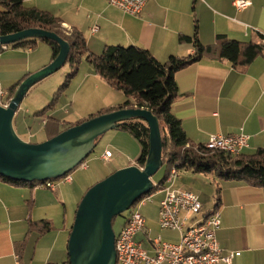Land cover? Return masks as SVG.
<instances>
[{"label": "crops", "instance_id": "1", "mask_svg": "<svg viewBox=\"0 0 264 264\" xmlns=\"http://www.w3.org/2000/svg\"><path fill=\"white\" fill-rule=\"evenodd\" d=\"M110 1L24 0V5L59 18L66 31L76 29L83 33L89 51L96 55H101L107 46H138L164 63L172 56L186 57L194 52L191 43L180 41L184 36L197 34L204 46L214 45L221 35L239 42H260V37H264V0H244L250 6L241 11L234 6L236 0H150L139 16L124 13L113 7ZM94 26L98 27L96 33L92 32ZM44 46V56L36 55L35 49L7 47L2 53L0 71L1 67L11 63L13 70L5 73L8 79L15 80L20 76L16 84L24 81L53 61L51 47ZM11 49L13 51H9ZM22 63L26 66L16 67ZM80 67L86 73L81 85L84 99L97 98L105 103L102 109L118 106L126 100L124 94L97 75L86 60ZM175 80L178 97L173 103V112L192 144L206 145L212 135L243 133L249 136V142L242 153L253 154L264 149V54L244 69L236 68L226 60L204 59L177 72ZM49 113L53 114L50 111L42 118L44 135L40 143L47 140L43 123L48 117L65 122L55 116L57 113ZM113 158V154L109 160L104 159V154L102 156L109 166H112ZM137 159L127 157L116 162L115 171L137 165ZM81 180L72 179V183L56 185L54 190L39 185L17 186L0 180V264H25L31 247L37 248L44 238L54 233L56 218L51 211L58 202L64 204L72 196L74 200L75 196L81 199L82 191L92 185ZM94 181L97 180L91 178L90 183ZM166 185L196 194L204 211L220 212L221 226L216 236L225 254L238 253L233 264H264V188L243 181H222L213 174H194L186 170L178 171V178ZM157 196L162 200V194ZM75 214L71 222L65 218L63 227L53 237L52 253L47 256L49 263L46 264L59 263L51 260L56 250L62 261H67L64 255ZM42 220L51 222L54 230L42 236L39 229L30 233V224ZM146 227L149 235L140 233L137 241L154 254L150 240L156 238L151 235L147 221ZM24 242L20 256L19 246ZM57 242L62 246L56 249Z\"/></svg>", "mask_w": 264, "mask_h": 264}, {"label": "trees", "instance_id": "2", "mask_svg": "<svg viewBox=\"0 0 264 264\" xmlns=\"http://www.w3.org/2000/svg\"><path fill=\"white\" fill-rule=\"evenodd\" d=\"M31 28L53 32L71 46L66 63L70 66V73L67 74L65 82L56 93L55 99L45 109L36 112L35 116L44 117L54 110L55 103L78 74L83 60H86L97 75L114 89L122 92L126 98L122 104L102 109L76 124L62 122L53 116L48 117L44 125L47 140L103 114L121 109H147L159 119L161 128L164 161L162 168H165V173L158 183L160 187L165 184L171 170L176 169L177 171H191L194 174H213L222 181H243L250 186L264 188V149H259L253 154L241 153L233 156L225 152L206 149L202 144L194 145L187 137L181 121L175 116L172 108L178 97L175 80L177 72L204 59L226 60L236 68H247L258 56L264 54V37H260V42H239L221 35L218 36L214 45L204 46L197 34L193 37L184 36L180 41L191 43L194 52L186 57L172 56L164 63L158 61L148 50L138 46H107L101 55H96L89 51L83 33L76 29L66 31L62 21L54 15L37 8H28L24 5V0H0V34L2 36ZM38 42L49 45L53 52V59L57 57L59 45L46 39H26L6 46V48L34 49ZM20 83L11 89L7 102L11 100ZM118 130L128 132L139 142L141 154L136 164L143 168L149 153L148 125L143 120L135 119L120 125ZM99 139L96 140V144ZM0 180L17 186L35 187L42 184L40 182H15L2 176ZM154 191L155 188L152 192ZM219 192L218 188L217 194ZM115 221L116 218L113 220V227ZM37 229H39V235L42 236L53 231L54 227L47 220L32 222L29 232ZM25 244L24 242L19 246L20 256ZM66 264H69L68 260Z\"/></svg>", "mask_w": 264, "mask_h": 264}, {"label": "water", "instance_id": "3", "mask_svg": "<svg viewBox=\"0 0 264 264\" xmlns=\"http://www.w3.org/2000/svg\"><path fill=\"white\" fill-rule=\"evenodd\" d=\"M26 39L56 42L59 53L49 65L20 83L6 107L0 106V176L26 183L56 181L79 167L95 150L96 140L107 132L135 119L148 125L149 153L143 169L138 165L119 169L91 187L77 207L69 235V264H117L113 220L154 190L153 177L164 164L159 119L147 109H121L41 143L22 140L13 123L24 98L32 87L62 69L71 51L70 44L57 34L36 28L0 36V46Z\"/></svg>", "mask_w": 264, "mask_h": 264}, {"label": "built area", "instance_id": "4", "mask_svg": "<svg viewBox=\"0 0 264 264\" xmlns=\"http://www.w3.org/2000/svg\"><path fill=\"white\" fill-rule=\"evenodd\" d=\"M150 0H111L110 4L132 16L143 13ZM234 6L241 11L250 6L244 0H236ZM98 27L94 26L92 32L96 33ZM0 36H2L0 34ZM264 43V42H263ZM6 46H0V60ZM7 92L0 81V106L6 107ZM46 121H44L45 125ZM249 136L241 133L238 135H212L205 145L206 149L221 151L233 156L240 155L247 147ZM112 157L110 151H105L104 159ZM81 169H87L86 164L80 165ZM143 169V168H141ZM178 175L176 169H172L166 183L159 186L154 182L155 191L142 197L131 208L127 222L116 233L115 249L117 264H233L238 253L225 254L217 240L216 233L221 226V214L217 210L204 211L199 197L191 191L173 189L166 185L173 183ZM59 184L72 183L69 175L56 180ZM55 181L40 184L54 190ZM157 194H162L159 208V225L161 229L173 231L179 234L177 242L163 241L160 237L151 239L150 244L154 254L137 241L140 233L149 235L146 227V219L140 213V209L153 201Z\"/></svg>", "mask_w": 264, "mask_h": 264}, {"label": "rangeland", "instance_id": "5", "mask_svg": "<svg viewBox=\"0 0 264 264\" xmlns=\"http://www.w3.org/2000/svg\"><path fill=\"white\" fill-rule=\"evenodd\" d=\"M45 44L43 42H38L37 46L34 48L37 50V54L39 56H44L42 48H45ZM38 47V48H37ZM37 48V49H36ZM34 50V51H35ZM9 51H13L12 49ZM27 51V50H23ZM83 62V61H82ZM82 64V63H81ZM20 65H25V63L17 64L16 67L20 68ZM13 66L11 63L1 67L0 78L2 81L3 88L7 95H10L11 88L18 82L20 76L15 77L16 79H8L5 73L9 72L7 70L12 69ZM13 70V69H12ZM71 69L69 64H66L62 69L43 81L36 84L34 87L30 89L26 97L24 98L20 109L16 115L15 130L19 138L22 140H28L32 143H40L43 138V127H42V118L41 116H35L36 112L42 111L45 109L54 99L56 93L59 91L62 84L65 82L66 76L70 73ZM22 74V73H21ZM85 71L81 70L79 67V72L76 77L71 81L69 88L66 92L60 96V98L55 103V108L52 111L57 113L55 115L58 118H61L63 121L71 124H76L77 122L84 120L89 117L91 114H95L98 111L105 108V103L98 101L97 98H93L90 101L84 99V89H81L83 76L85 75ZM10 76V75H9ZM23 76V75H21ZM103 106V107H100ZM97 108H101L100 110ZM53 115L52 113H49ZM48 115V114H47ZM109 149L110 152L114 155L112 166H109L108 162L102 159L105 151ZM120 149L121 151H119ZM141 154V147L139 142L128 132L124 131H109L104 134L98 141L97 146L94 152L83 162L88 166V169L84 170L81 167H77L74 171L69 174V177L77 180L81 178L82 182L88 185V190L93 187L95 184L103 181L108 176L113 174L117 167V163L122 159H127V157L137 158ZM165 173V168H162L154 177V182H159L163 179ZM91 178L94 183H90ZM178 178V175L176 179ZM56 185H65L59 184L60 182L55 181ZM90 186V187H89ZM40 187V186H39ZM84 189L80 196L81 199H78L75 196V200L73 196L71 199L67 200L66 203H59L56 207L51 211L52 216H55L56 221H54L55 231L50 234L46 238L43 239L42 242L36 247H31L29 250V256L25 258V264H46L49 263L47 256L52 253L50 251L51 245L53 244V237H55L58 230L63 227V223L65 222V218L71 222V218L74 216L75 211L77 210L78 203L81 202L84 193ZM87 190V191H88ZM86 191V192H87ZM84 194V195H82ZM80 200V201H78ZM161 196L155 195L153 201L148 203L146 206L140 209V213L144 216L148 223V228L152 231V236L154 238L160 237L163 241L167 242H177L179 240V234L176 232H169L161 229L159 225V208H160ZM129 211L125 212L123 215L118 216L114 223V230L116 233L119 232L121 225L123 222L130 217L131 213ZM49 214V215H51ZM43 216V215H42ZM41 219H48L42 217ZM49 220V219H48ZM43 246V247H42ZM62 243H56V249L60 248ZM54 257L51 258L52 262H59L58 264H66V262L62 261V257L58 250L53 253ZM64 258L68 260V250L66 249V255ZM47 261V262H46Z\"/></svg>", "mask_w": 264, "mask_h": 264}]
</instances>
